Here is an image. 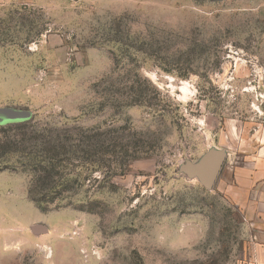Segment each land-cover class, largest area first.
<instances>
[{"label":"rangeland","instance_id":"374dc122","mask_svg":"<svg viewBox=\"0 0 264 264\" xmlns=\"http://www.w3.org/2000/svg\"><path fill=\"white\" fill-rule=\"evenodd\" d=\"M0 264H264V0H0Z\"/></svg>","mask_w":264,"mask_h":264},{"label":"water","instance_id":"95a60500","mask_svg":"<svg viewBox=\"0 0 264 264\" xmlns=\"http://www.w3.org/2000/svg\"><path fill=\"white\" fill-rule=\"evenodd\" d=\"M37 230H39V228Z\"/></svg>","mask_w":264,"mask_h":264}]
</instances>
